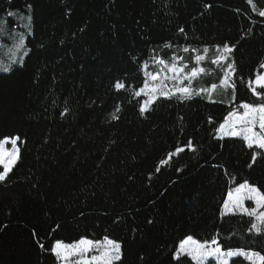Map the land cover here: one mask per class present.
Returning <instances> with one entry per match:
<instances>
[{
  "label": "trees",
  "instance_id": "16d2710c",
  "mask_svg": "<svg viewBox=\"0 0 264 264\" xmlns=\"http://www.w3.org/2000/svg\"><path fill=\"white\" fill-rule=\"evenodd\" d=\"M259 9L264 0H0V66L9 68L0 71V139L20 138L19 159L0 182V264H57L56 240L105 236L121 244L116 264H196L175 256L189 235L264 254L253 217L221 213L245 181L264 194V150L216 135L241 102H261L249 87L264 65ZM225 43L228 59L212 64ZM172 54L189 68L206 56L201 85L217 84L234 64V89L214 100L160 96L141 114L144 96L133 93L143 64L156 72L153 58ZM177 147L185 151L169 158Z\"/></svg>",
  "mask_w": 264,
  "mask_h": 264
},
{
  "label": "snow or ice",
  "instance_id": "6c2138e0",
  "mask_svg": "<svg viewBox=\"0 0 264 264\" xmlns=\"http://www.w3.org/2000/svg\"><path fill=\"white\" fill-rule=\"evenodd\" d=\"M249 3L251 4L252 0H249ZM253 10H257L254 4ZM258 14L264 17V9H259ZM8 15L12 14L9 13ZM179 31L183 33L184 30L181 28ZM23 45L24 39L21 36L17 47L22 48ZM183 51L187 53L190 49L185 47ZM215 51L217 55L211 60V63L220 65L222 61L228 59L232 52V47L228 43H225L222 47L217 46ZM203 52L208 53L209 49L205 47ZM205 59V55H195V65L190 68V71L187 70L188 65L183 63V58L176 55L171 57V62L160 57H154L153 62L158 66V71L156 72L147 71L148 65H143L145 70L143 86L133 93L135 96H140L143 93L148 97L140 106L141 114L160 96L169 97L179 94L180 99H190L193 95L207 94L211 100L214 93L218 90L226 91L229 88L234 89L235 86L234 83H231V79L236 69L232 63H229L227 68L224 69V74L219 80V84L213 83L209 87L198 90L192 88V82L194 80L207 74V69L200 66L201 62L205 61ZM0 71L8 72L9 68L0 67ZM169 81L174 82L171 88L168 87ZM183 81H187V85H184ZM253 83L255 86H253ZM116 87L121 89L125 85L123 83H117ZM249 87L261 102L257 104L241 102L239 108H242L243 112H239L235 108L229 111L224 117V121L216 129V135L219 139H223L224 137H240L249 149L255 146L257 149L264 150V94L257 91V87L264 88V75L258 74L254 82H249ZM116 112H119V107L116 108ZM116 112L112 114V119L117 118ZM257 126L258 131L256 130ZM19 139V136H13L10 139L5 137L0 140V165L3 167V170L0 171V182L6 180L19 159V148L17 147V141ZM9 143L12 146L10 150L5 147ZM186 148L195 151L191 140H189ZM183 151H185L184 147H177L175 153H169V158ZM259 154L254 152L252 159L255 161L256 156ZM160 163L163 165L167 161L161 160ZM245 200L253 201L255 207H246ZM223 212H240L249 217H253L250 231L264 233V194L247 181L228 191L227 197L223 202ZM40 247L43 248L44 246L40 245ZM50 251L62 264H113L114 261H121L122 259L121 244L107 236L104 237L103 241L81 238L76 242L65 243L56 240ZM185 255L190 257L192 261H195L196 264H205V261L209 257L215 258L217 264H229L227 258L233 256H242L250 264H264V254L258 251L245 250L243 248L224 251L217 236H213L210 241L204 240L203 242L194 239L191 235L187 236L180 242L176 252V259L179 261Z\"/></svg>",
  "mask_w": 264,
  "mask_h": 264
},
{
  "label": "rangeland",
  "instance_id": "374dc122",
  "mask_svg": "<svg viewBox=\"0 0 264 264\" xmlns=\"http://www.w3.org/2000/svg\"><path fill=\"white\" fill-rule=\"evenodd\" d=\"M19 43V42H18ZM18 43L12 48V49H10V51L12 52V56H11V58H12V61H15L16 59H17V57H18V53H19V51H20V47H17V45H18ZM173 55V54H172ZM176 55V54H175ZM200 55H202V54H200ZM176 56H179V55H176ZM180 57V56H179ZM212 59H214V58H212ZM169 62H171V61H169ZM223 62H225V61H222V63ZM183 63H185V64H187L188 65V61H186V60H183ZM221 63V64H222ZM143 65H145V64H143ZM214 65H217V64H214ZM227 65L228 64H226V65H224L223 66V69H226L227 68ZM200 66H202V67H204L205 68V66L201 63V65ZM219 66V65H218ZM0 67H8V66H5L4 64H3V66H0ZM142 69H143V75H144V68L142 67ZM187 70H189L190 71V68H189V66H188V69ZM147 71H149V70H147ZM157 71V70H156ZM149 72H153V71H149ZM223 74H224V71H223V73L220 75V77H219V79H218V82H217V84H219V80L223 77ZM261 75H264V67H263V72L261 73ZM202 77V76H201ZM201 77H199V78H197L196 80H194L193 82H192V88L193 89H196V90H198V89H200V88H204V87H209L210 85H201V84H199L198 83V81H199V79L201 78ZM144 79H145V75H144ZM256 80V79H255ZM254 80V81H255ZM195 81H196V83L198 84H195ZM144 83V82H143ZM173 84H174V82H172V81H169L168 82V87L169 88H171L172 86H173ZM183 84L184 85H187V81H183ZM142 86H143V84H142ZM141 86V87H142ZM141 87H139L138 89H137V91L141 88ZM142 95L144 96V98H143V100H142V103L141 104H143V102H144V100H146L148 97L146 96V95H144L143 93H142ZM204 96H206L207 98H208V96H207V94H204ZM209 99V98H208ZM215 99V93H214V95H213V97H212V99L211 100H214ZM240 112H243V109L240 111ZM257 131L259 130L258 129V126H257V129H256ZM11 137H13V136H8L7 138H11ZM5 138V137H4ZM4 138H2V139H4ZM236 138H240V137H236ZM2 139H0V140H2ZM5 147L7 148V149H11V144L9 143V144H7V145H5ZM17 147H18V145H17ZM3 170V167H2V165H0V171H2ZM251 185V184H250ZM254 186V185H253ZM256 187V186H255ZM262 193V192H261ZM245 206L246 207H248V208H253V207H255V203L253 202V201H248V200H245ZM221 213L222 214H229V213H224L223 212V205H222V208H221ZM235 213H240V212H235ZM101 241H103V240H101ZM74 242H76V241H74ZM181 242V241H180ZM180 242L178 243V245H177V247H176V252H177V249L179 248V245H180ZM72 243V242H71ZM228 250H230V249H228ZM228 250H224V251H228ZM232 250H236V249H232ZM176 252H175V256H176ZM238 257H241V258H243V259H245L244 257H242V256H233V257H228L227 259H228V261H229V264H241V263H239V262H237L236 261V259L238 258ZM246 260V259H245ZM247 261V260H246ZM116 262L117 261H114L113 262V264H116ZM249 264H250V262L249 261H247ZM57 264H62V262L61 261H58L57 260ZM205 264H217V262H216V260H215V258H213V257H209L206 261H205Z\"/></svg>",
  "mask_w": 264,
  "mask_h": 264
}]
</instances>
